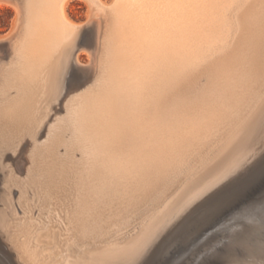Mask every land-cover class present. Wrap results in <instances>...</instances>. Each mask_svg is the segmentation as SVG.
<instances>
[{
    "label": "rangeland",
    "instance_id": "rangeland-1",
    "mask_svg": "<svg viewBox=\"0 0 264 264\" xmlns=\"http://www.w3.org/2000/svg\"><path fill=\"white\" fill-rule=\"evenodd\" d=\"M9 1H11V0H0V36L7 35V33L10 32V30L13 28V26L15 24V20L17 17H18V21L21 20L20 23H22L23 14L21 15L19 11L17 12V10H16L17 8L14 5L17 1H14V0H12L14 2H12V1L9 2ZM104 1H105V3H111L112 2V0H104ZM261 6H264V3ZM254 8L256 9V11H259V9H260L257 6H255ZM67 13H68V16L70 17V19H72V21L77 22L79 26L81 24V26H83L84 29L85 28H86V30L89 29L88 31H90L92 29V27L89 24V21L87 20L88 19V6H87L86 2H84L82 0H72L67 5ZM255 19H253L254 21L252 20V18H246V19L242 20V23H241L242 25H240V28H239L240 31L238 30L237 31L238 33L235 32L237 34H235L236 36L234 35V37H232V39H234V38L235 39L234 40L231 39V43H230L231 46L229 45V47H227V49H225L221 53L219 58L216 59L217 62H216V60L215 61L214 60L208 61L204 65H202V67H200V68H198L192 72L187 73L186 75L182 76L181 78L179 77L177 79H174L177 81L173 82L174 81L173 80V81H170L171 83L170 82L166 83L164 86H162V87H164V89L162 87H161V89L160 88L155 89L153 91V92H155V94H153V92H151V94H149V96L151 95V98H150L151 102L149 101V96L146 95L147 99H148V100L146 99V101L144 99V106H145V103H147L146 108H145L147 110L146 112L147 113L150 112V115H152V116H153V113H155L154 114L155 119L158 117L157 122H159V120L162 122V120L164 118H165L164 120L170 119L172 121V120H174V119H172V116H173V118H175V120L173 121L174 124L175 125L177 124L176 126L179 125L176 128H179L182 126V128L186 129V126H188L187 129H190L189 126H192L193 124L197 123V121H195V120L198 118L200 119L201 118L200 116H203V114H204V116L208 115L210 117L212 124H210V122L208 121L209 125H213L212 128H210L211 126L208 125L209 130L214 129L213 132H212V130H210L211 133H209L210 131L208 129H207V131L202 130L203 132L205 131V135H208L209 138L211 136H213V133L215 132V134H214L215 136H213V138L211 137L210 139L209 138L207 139L208 136L204 135L203 138L199 141V143L197 141V145L198 144L199 145L198 146L196 144H195L196 146L194 145L195 148L196 147H198V148L194 149L193 146H192L193 148L191 146H188L190 149V153H189V150L187 149L188 154H185L186 153L185 151H187L186 150L187 146L186 147L184 146L185 149H183V147H182L183 153L185 152L184 153L185 156H184V154L179 153V152H182V150L178 152L179 154L176 153V156L171 154L172 157L174 158V159L172 158V162L170 165L171 169L169 166V168L167 170V168L165 167V165L163 163H159V164H162L163 166L160 165V167H158L159 166L158 162L159 161L162 162L161 160L158 159V162H156L157 166L155 165L156 164L155 163L153 166L149 165L147 167V169H148L146 171L148 173L147 174L145 172L146 168H144L146 166L141 165L140 163L139 164L134 163L133 165L135 167L132 164H130V168H128V169H132V170H128V172L129 171L132 172V173L129 172V174H131V176H134L131 178V177H129L130 175L128 174V172H127V174L125 172L127 170L126 167H129V166H127V164L129 165V163L125 164V166L123 165L124 167L122 165H119L120 166V168H119L118 166L115 165L114 161H112V160L110 161V158L108 157L109 154L113 155V153L108 152V151L114 152L115 150L113 151L112 149H115V147H116L115 145H113L112 147H110L111 145L110 146L107 145L109 147V150H108V147L106 146L107 148L105 147V151L103 149L104 147L97 146L100 143L97 141V139L95 140V138H94L95 134L92 131L93 130L92 126L94 125L93 120L95 122L96 116H93V120L91 121L92 122L91 123L90 120H91L92 116H89L90 120H87L89 117L86 116L87 114L85 112L88 111L87 112L88 115L90 114L91 108L94 107V104L96 105L95 100H98L97 98L99 97V95H101L104 92L105 85H104L103 79H104L105 74H106L107 69H108L109 56H107V48H105L103 50L104 55L102 54V57H101L100 71H99L97 78H95V76L97 75V72H98L97 67H96L95 56L97 59V56H98L97 53L99 50V48L97 49L95 36L92 38V43L88 44L85 41L82 44V46H80V48L77 50L76 54H78V52H79L78 58H80L81 62L78 63L76 61H73L74 62L73 66L71 67L69 72L66 74V76H67L65 78L66 81L64 80V83H66V89H64V91H63L64 93L61 96V98L58 101H51L50 103H44L43 106L39 109L42 112L39 111L40 114H39V112L37 113L38 115H37L36 121L34 123L27 125V123L24 122L21 126H18L16 123H12V122L10 123L8 121L5 122L4 119H0L3 122V125L5 124L4 129H2V131L4 130L3 134H5V135L3 137H4L7 144L5 143L3 145H6V147L8 146V148L6 149L7 151H5L6 152L5 163L7 164V167L9 169L7 172H5L0 168V171H1L0 172V198H1L0 199V214L3 215L4 213L5 214L7 213L5 215L6 217L4 215L0 216V227H1L0 228V231H1L0 232V263L1 264H17V263L18 264H65L67 260L75 259L74 256L76 254H78V253L83 254L84 251H86L88 249L97 250V249L122 247L128 240H130L131 238H133L134 236H136L140 232L144 231L150 224L154 223L157 217L164 215V213L166 211H168V209L171 208V206L176 201H179L178 204L174 207V209L171 210V213L159 223L160 225L157 224L156 227H153L150 230V232L148 231L146 236L143 237V239H142L143 241H140V243H139L140 249L138 251V253H139L138 257H135L136 256L135 255L134 257L136 258V260H134L133 262H131L129 264H137V262H138V264H237L235 262L240 260L239 249L237 251V249L228 247L226 245V242L228 241L229 238H227V236H224L225 230H223L222 228H216L215 225L217 226V224H221V226L223 225V227L227 226L229 221H231L232 218H234L233 216L238 215L237 213H239V211H241L240 209L242 206H246L249 202L254 201L255 198L258 197L259 194L264 192V158H263L264 157V151H263L264 150L263 149L264 148V144H263L264 143V140H263L264 139V135H263V133H264V131H263L264 130V124H263L264 123V13L258 15V18H255ZM86 21H88V22H86ZM249 22H251V23H249ZM17 30H18V28H17ZM243 30H245V31H243ZM10 35L11 34H9V36ZM9 36H7V38L0 39V41L8 39ZM241 39H244V40L241 41ZM0 44H2V42H0ZM82 48H83V51L85 49L84 52L81 50ZM14 50H15V48H14ZM6 52L7 51H3L0 54V59L7 62V63L5 62V64L1 65V66H3V65L4 66H3V68L1 67V71L3 73V74L1 73V76H3V77L0 78V83L2 80L7 79L8 70L11 68L12 64L14 63L13 61H14L15 56H16V51H14V52H12L10 59H9L8 53H6ZM86 53L89 54V59H87ZM104 56H105V59H104ZM221 56H222V58H221ZM224 56H225V58H224ZM9 60L11 61V63ZM84 60H86V61H84ZM232 60H233V62H232ZM86 62H87V64H86ZM211 63H213V64H211ZM216 65H217V67H216ZM5 66L6 67L8 66V67L6 68ZM205 66H207L210 69V71H209V69H206L207 67L205 68ZM227 66H231V67H227ZM232 70H233V72H232ZM228 71L230 72L229 74H228ZM222 72L224 74H222ZM218 73H219V75H218ZM214 74H215V76H213ZM248 74H250V75L252 74V75L250 76ZM186 76H187V78H186ZM222 76H224V77H222ZM242 76L248 77V78H243ZM183 77H184V79H183ZM212 78H215V79H212ZM215 81L217 82V84ZM239 82H240V84H239ZM219 83H221V84H219ZM72 84H77V85L71 89V88H69V85H72ZM88 85L93 88L92 93L94 92L93 94H95V96L92 99L90 97L89 101L83 102L85 100H83L82 98L80 100L76 94L80 93L83 89H86L87 87H89ZM227 85H229V86H227ZM239 85H240V87H238ZM235 86H236V89H234ZM162 89H163V91H162ZM230 89H232V90H230ZM243 90H245V92ZM231 91H233V92H231ZM235 92H236V94H235ZM9 93L11 95H14L16 93V91L10 90ZM98 93H100V94H98ZM160 93H162V94H160ZM241 93H242V95H241ZM157 94L158 95L160 94L161 96L160 95L158 96ZM73 95H74V99L72 100V103L65 110L64 108H65V104H66L67 100L70 97H72ZM75 95H76V97H75ZM239 95H240V97H239ZM95 97H96V99H95ZM239 98H240V100H239ZM3 99H5L4 96H0V104L2 103V101H4ZM151 99H154V100H151ZM159 99H161V100H159ZM158 100H159V102H158ZM90 101L91 102L95 101V103L91 104ZM126 101H127V99H126ZM147 101H149V102H147ZM178 101H181V102H178ZM54 102H56V103L54 104ZM64 102H65V104H63ZM218 102H220V103L218 104ZM225 103H227V105ZM176 104L178 105V107ZM207 104H210V105H207ZM215 104H217V105H215ZM211 105H213V107H215L216 110ZM147 106L150 108H148ZM155 106L156 107L158 106V107L156 108ZM201 106H203V107H201ZM206 106H209V107H207L208 109L210 107H212L213 109L210 108L209 110L211 112L213 110L214 114L213 113L207 114L210 111H207L208 109L206 108ZM219 107L221 108V110H223V108L225 109L227 107L226 112L220 111ZM229 107H231V108H229ZM234 107H236V108H234ZM168 108H171V109H169V111H168L167 110ZM192 108H194V109L192 110ZM46 109H48V110H46ZM50 109L52 112L50 111ZM79 109H81V111ZM153 109H155L156 111L154 110L155 112H152ZM198 109H200V111ZM157 110H158V112H157ZM201 110H203V111H201ZM232 110H235V111H232ZM43 111H44V114H43ZM77 111H79V112H77ZM170 111L173 113V114H171V116L169 114V113H171ZM216 111H218V113ZM47 112L50 115H48ZM231 112H232V115H231ZM82 113L84 114L83 117H82ZM186 113H187V115H186ZM221 113H223V114H221ZM55 115H57L58 117ZM76 115H77V117H76ZM182 115H183V118H182ZM184 115H186L185 119L187 120V122H185L186 120L184 119ZM189 115H190V117H189ZM192 115H193V117H192ZM212 115L213 116L215 115L213 117V120L211 119ZM54 116L57 117L58 119L59 118L60 119L58 122L57 130L53 133L54 134L58 133L59 137H61L60 139L62 140V143L65 142L63 144L59 143L58 149L56 151V154L57 153L58 154L56 156H59V155L62 156V154L64 156V152H66L68 154L70 151L72 153L71 154L72 161H74V163H73L74 166L70 169L67 168L68 162L66 160H63L60 157H59L60 159L56 158V157L53 159L52 156H54V153H51L49 148H42L41 150H39V152H40V153L38 152L39 154L36 153V155H34L33 149L35 151L37 150L35 145L39 144V143L43 144L47 140V135H48V134L46 135L45 133H49L48 131L50 130V128H52L51 126L57 123L58 119L57 118L55 119ZM162 116H163V119H162ZM176 116L179 120L181 118L182 123L178 119L176 121ZM196 116L198 118H196ZM218 116H220V117L224 116L225 119H223V118L221 119ZM159 117H160V119H159ZM169 117H171V118H169ZM186 117H189V118L187 119ZM191 117L194 120H191ZM227 117H229V118H227ZM82 118H84V119H82ZM218 118H220L219 123H222L221 127H220V124H219V126H218V124H216V123H218V121L216 122V120H218ZM77 119H78V121H76ZM80 119L83 121H81ZM182 119H184V120H182ZM214 119H215V121H214ZM234 119H236V120H234ZM238 119H239V121H238ZM85 120H87V121H85ZM189 120L192 123H193V121H195V122L193 124L191 123V125H190ZM52 121H54V122H52ZM88 121L90 124L88 123ZM213 121L216 122L215 125L217 128H215ZM240 121H241V123H240ZM85 122L88 123L89 125L88 124L86 125ZM183 122H184V124H183ZM223 122H225L224 123L225 125L223 124ZM48 123H51V125ZM180 123H181V125H180ZM186 123L189 125H187ZM228 124H230V125H228ZM233 124H234V126H233ZM244 124H251V130L246 137L245 143L237 150V152H235L233 155H231L229 148L235 142V140L238 139L239 135L236 139L231 141L230 145L227 146V144L229 142L228 140H231L229 137H231ZM66 126L69 128L66 129L65 128ZM47 127L49 128L48 131L46 130ZM89 127H90V129H92L91 132L94 135V136L92 135L93 137L91 136L90 140L87 139L88 137L86 136L87 133L90 132V130L87 129V133H85L86 132L85 128H89ZM223 127H225V129H223ZM82 128H83V130H82ZM221 128H222V131H220ZM233 128H234V130H232ZM15 129H16V131H15ZM187 129L186 130L183 129V131H188ZM217 129L220 132L219 131L217 132ZM0 131H1V129H0ZM38 134H39V136H38ZM216 134L219 136L217 137ZM35 135L38 136L39 141L38 140L35 141V139H34L36 137ZM90 135H91V133H90ZM25 136H26V138H25ZM135 136L136 135H134V137L133 136L132 137L134 139H136L138 137L136 139V140H138L139 136L140 137L142 136V138H143L145 136V134L141 133V134L137 135L136 137ZM261 136H262V138H261ZM7 137L9 140L7 139ZM125 137L121 140L130 138L129 136L127 138H125ZM204 137L206 139H204ZM215 137H217V138H215ZM223 137H224V139H223ZM258 137L261 139H259ZM32 138L34 141L32 140ZM221 138L223 140H221ZM50 139H54V136L50 137ZM12 140L13 141L15 140L14 141L15 143H13ZM202 140H204V141L202 142ZM1 141H2V139H1ZM17 141H18V144H17ZM32 141L34 142L35 145L33 144ZM125 141H126V143H125ZM129 141L130 140L122 141L121 142V148H124L127 150L129 147V143L131 142V141L130 142ZM217 141L220 143H218ZM205 142H207L205 144L206 146L209 145L208 147H206L203 144ZM213 143H214V145L216 144V147L214 145H212L213 147L210 146ZM13 144L15 147H12ZM200 144H201V146H200ZM262 144H263V146H262ZM202 145H204V146H202ZM199 147L202 150H200ZM223 147H225V150L223 149ZM246 147H247V150H246L247 153L244 150V149H246ZM15 148H16V151L13 152V150H15ZM9 149H10V152H9ZM208 149H209V151L207 153ZM248 149H249V151H248ZM259 149L261 150V152H259L260 151ZM99 150H101V151L99 152ZM194 150H195V152H194ZM255 150L258 154L255 152ZM191 151H193L194 154ZM104 152L106 154L108 153L107 155L105 154L107 158L105 157V155H103ZM196 152H199L200 155ZM248 152L249 153L251 152V153L249 154ZM95 153H96V155H95ZM97 153L99 155L102 154V156H100V158H99ZM245 153H246V156H245ZM27 154H29L31 156H28ZM253 154H255L254 158L252 157ZM33 155H34V157H32ZM112 155H110V156H112ZM177 155H179V156L177 157ZM180 155H183L185 157V159ZM186 155H188V156L186 157ZM220 155L223 157H221ZM241 155H243L245 157L243 158V156H241ZM249 155L251 157H249ZM236 156H239V157H236ZM28 157L31 159L30 160L31 162L29 161ZM97 157L99 158L98 160H97ZM198 157H200V159H197ZM104 158H105V161H104ZM176 158H178L179 161ZM201 158L203 159V161L205 159L206 160L203 162ZM233 158H234V160H233ZM236 158H238V160H235ZM240 158H241V160H240ZM35 159H36V161H35ZM107 159L109 160L108 164L106 163ZM96 160H97V162H96ZM176 160L179 163L174 162ZM191 160H193L194 163ZM198 160H200V161H198ZM231 161H232V164L230 163ZM236 161L237 162L239 161L240 163L239 162L237 163ZM36 162H37V164H35ZM180 162H181V164H180ZM30 163H31V167H30ZM173 163L175 164V166H174L175 168H172L174 165ZM201 163L204 165H202ZM220 163H223V164L219 167L216 166ZM235 163H237V164H235ZM27 164H29V165H27ZM102 164H105L106 167H104V165L102 166ZM116 164H118V163H116ZM135 164H137V167L138 166L139 167L137 168ZM227 164H229V165L231 164V165L227 167ZM108 165H111V166H108ZM131 165H132V167H131ZM178 165H179V168H178ZM183 165H184V167H183ZM28 166L30 167L29 170L27 169ZM107 166H108V168H107ZM235 166H237V167H235ZM10 167H12L14 170ZM111 167H112V169H111ZM117 167L119 169H117ZM121 167L124 168L122 171V173H124V174H122V175L126 176V177H123V176L120 177L119 176V175H121V170H120V169H122ZM152 167L154 168V170ZM155 167H158V168L155 169ZM62 168H64V169H62ZM101 168H103V169H101ZM105 168H106V170H105ZM139 168H140V170H136ZM162 168H163V170L165 169L164 174L162 173L163 171H161ZM10 169H12L13 171ZM31 169H33V170L31 171ZM157 169L159 172L155 171ZM224 169H225V171H224ZM228 169H229V172L227 173L226 171H228ZM112 170H113V173H112ZM117 170H120L118 175L116 172ZM255 170H256V172H255ZM27 171H29V172H27ZM137 171L138 172L141 171L140 174ZM166 171H168L169 173H166ZM170 171H174V174H173V172L171 173ZM178 171H179V173H178ZM222 171H223L224 175L222 174ZM11 172L12 173L15 172V176H14V174H11ZM114 172H115V176L117 175L116 176L117 179H115V177L113 175ZM135 172H137L136 174H138L139 176L136 175ZM28 173H30V174H28ZM107 173L110 175V177H108ZM141 173L143 174L142 177L140 176ZM144 173H146V174H144ZM152 173H154V174H152ZM209 173H211V174H209ZM2 174L5 176H3ZM10 174H11V176H10ZM17 174L19 176H21L23 180ZM151 174L153 175L152 177L150 176ZM156 174H157V177L154 176ZM217 174L220 176L223 175V177L221 176L222 179L221 178L219 179V176ZM6 175H7V177H6ZM12 175L14 176V178ZM33 175H35V176H33ZM206 175H208V176H206ZM213 175H215V176H213ZM143 176L145 178H143ZM164 176L166 178H164ZM216 176H217L216 179L212 178V177H216ZM203 177H205V178H203ZM126 178H127V180H126ZM133 178H135V179L137 178V179L135 180ZM142 178H143V180L144 179L145 180L143 181ZM147 178H149V180ZM153 178L158 179V180H152ZM13 179L15 181L19 179L20 182L19 181L15 182V181H13ZM87 179H88V181H87ZM130 179L131 180L133 179L132 180L133 182H131ZM201 179H203V180H201ZM218 180H219V183H218ZM149 181H151V182H149ZM206 181L210 183L209 185L207 183L208 186H211L210 188H208V186L206 188V184H205V186H202V185H204V183ZM215 181H217V182L215 183ZM140 182L141 183L144 182V183H142L144 185V187H145V185H147L146 186L147 188L146 187L143 188L144 192H142V186L143 185ZM145 182H148L149 185ZM197 182H199V183L196 186L190 187L191 185H193V183L196 184ZM132 183L134 185H132ZM100 184H102L101 187H100ZM119 184H120V186H119ZM13 185H15V186H13ZM25 185H28V186L25 187ZM109 185H111V186H109ZM1 186H2V188H1ZM123 186L125 187L124 189H123ZM130 186H132V188ZM179 186H180V188H179ZM12 187H14V188H12ZM126 187H128V188H126ZM134 187H137V188H134ZM198 187H199V189H198ZM203 188H204V190H203ZM98 189H99V191H98ZM196 189H198V190H196ZM123 190H124V192H123ZM136 190H137V193H134V192H136ZM195 190H196V192L198 191L197 193H200L199 195H201V196L197 195V193L194 192ZM10 191H11V194L13 196H11ZM114 192H116V193H114ZM192 192H194V193H192ZM6 194H7V196H6ZM122 194L124 195V197ZM126 194H128V196ZM190 194H191V196L194 194V196L190 197ZM2 195H3V197H2ZM188 195H189V197H188ZM195 195H197L196 198H195ZM8 197H9V200H12V202L10 201L9 204L7 202ZM17 197H18V199H17ZM190 198H192V201ZM187 199L190 201H188ZM221 200H222V202H221ZM165 201H166V203H165ZM193 201H194V203H193ZM187 202H190L191 204L190 205H189V203L185 204ZM5 203H7V205ZM163 203H164L165 207H164ZM10 204L13 206H11ZM181 204L183 207H181ZM5 207H7V208H5ZM182 208L185 210V212H184V210L181 211ZM5 209H6V211H5ZM157 209L160 211H158ZM175 211L177 214L175 213ZM179 211H180V213H179ZM219 211H221V212H219ZM173 213L176 214V217L173 216L174 215ZM8 215H10V216H8ZM14 215L16 218H12V217H14ZM169 216H171V217L169 218ZM9 217L12 218V220ZM210 217H211V220H208V218H210ZM90 220H91V222H90ZM10 221H14V222L11 223ZM167 221H168V224H167ZM170 221H171V223H169ZM87 222H90V223H87ZM212 222H214V224H211L212 226L208 228V230H209L208 234L204 237V239L197 241V242H199L198 246L200 249L198 247H196L195 252L194 253L191 252L192 247H193L192 245L194 242L192 243L190 241H193L194 238L197 237L198 230L200 229V227H202V225L204 226V224L206 223L205 225L209 226L210 223H212ZM160 229H162V230H160ZM252 229H254V228H252ZM218 231H220V232H218ZM252 231H254L255 233H259V237L262 239L261 244H263V246H264V228H255ZM222 233H223V235H222ZM151 235H152V237H151ZM125 236H126V238H125ZM154 236H156V237H154ZM4 238H5V240H4ZM173 240H174V242H173ZM123 242H125V243H123ZM114 243H116V244H114ZM23 245H24V247H27V249L24 248ZM211 247H213V248H211ZM222 247L224 249H227V251L224 250ZM197 248H198V250H197ZM204 249H206V250H204ZM233 249L235 250L236 253L233 251ZM27 250H29V251H27ZM218 250H220V251H218ZM229 250H231L233 253H231ZM201 253H202V255H201ZM227 253H229L228 254L229 256L227 255ZM261 253L264 254V252H261ZM31 254L34 256H31ZM224 254L227 256L225 257ZM134 257H132V258H134ZM16 258L18 259V261L16 260ZM243 262L244 261H242L240 263H242V264L247 263V262H244V263ZM80 264H85L84 260L81 259ZM94 264H97V263H94ZM238 264H239V262H238Z\"/></svg>",
    "mask_w": 264,
    "mask_h": 264
},
{
    "label": "bare ground",
    "instance_id": "bare-ground-1",
    "mask_svg": "<svg viewBox=\"0 0 264 264\" xmlns=\"http://www.w3.org/2000/svg\"><path fill=\"white\" fill-rule=\"evenodd\" d=\"M11 1H9V2H11ZM14 1H17L14 5L17 8L16 9L17 12L19 11L21 15L23 14V18H22V23H20L21 20L18 21V17H17L15 20V24H14L13 28L10 30V32L7 33V35L0 36V39H2V38H7V36H9V34H11L8 37V39L0 41V42H2V44H0V54L3 51H7L6 53H8V56L10 59L12 52L16 51V56H15V59L13 61L14 63L12 64V66L10 65L11 68L8 70V73H7V79L2 80L0 83V96H4V98H5V99H3L4 101H2V103L0 104V119H4L5 122L8 121L10 123L11 122L16 123L18 126H21L24 122H26L27 125L34 123L36 121V117L38 115L37 113L39 111L42 112L39 109L43 106L44 103H50L51 101H58L61 98V96L64 93L63 92L64 89H66V83H64V80L67 77L66 74L69 72V70L71 69V67L74 64L73 61H76L78 63L81 62L80 58H78L79 52H78V54H76L77 50L80 48V46H82V44L85 41L88 44L92 43V38L95 36L97 49L99 48L98 53L96 52L98 55L97 59L95 56L96 67L98 70L95 78H97V76L99 74L100 65H101V57L103 54V50L105 48H107V56H109V61H108V69H107V72H106L105 77L103 79V82L105 85L104 92L101 95H99V97L97 98L98 100H95L96 105L94 104V107L91 108V112L89 111L90 114L88 115L87 110H86L87 112H85L87 114L86 116H88V117L92 116L91 120H90V117L87 119V120H90V122L93 120V116H96L95 122L93 120V123H94V125L92 126L93 130L90 129V127L85 128L86 129L85 133H87V129L90 130V132L87 133V135H86L88 137L87 139L90 140L91 136L93 135L91 132V130H92L93 133L95 134V136L93 135L95 140L97 139V141L100 143V144L98 143L99 145H97V146L104 147L103 148L104 151H105V147L107 145L108 146L111 145L110 147L115 145L116 146V147L114 146L115 149H112L113 151L115 150L114 152L108 151V152L113 153V155L109 154L108 157L110 158V161L111 160L114 161L115 165L118 166L119 168H120L119 165L125 166V164L129 163V165L127 164V166H129V167H126L127 168V170L125 171L126 174H127L128 170H132V169H128V168H130V164L133 165L134 163H137V164L140 163L141 165L146 166V167L143 166L144 168H146V170L144 169L146 172L148 170L147 167L149 165L153 166L156 162H158V159L162 161V162H160V161L158 162V165H159L158 167H160V165H162L159 163H163L168 170V168L172 162V158H173L172 155L176 156V153L181 151L182 147H183V149H185L184 146L185 147L187 146L186 150L188 149L189 153H190V149L188 146L194 147L195 144L197 145V141L199 143V141L205 135V131H207V129L209 130L208 127L211 126L210 128H212L213 125H209V122H210V124H212L210 117L208 115L204 116V114H203V116H200L201 117L200 119L196 116V118H198V119L195 120V121H197V123H195V124H193L195 121H193V123H192L189 120L190 125H191V123L193 125L189 126L190 129H187L188 126H186V129L188 131H183V129L184 130H186V129L182 128V126L179 127L180 129L176 128L179 125L176 126L177 124L176 125L174 124L173 121L175 120V118H173V116H172V119H174V120H172V121L169 119L171 117L168 118L169 120H164L165 118L163 119V116H162V119L164 121L161 119L162 122L160 120H159V122H157L158 117L155 119V115H154L155 113H153V116H152V115H150V112L149 113L146 112L147 110L145 108H146L147 103H145V106H144V99L146 101L147 96H149V94H151V92H153L157 88L161 89V87L164 86L166 83L173 81L174 79H177L179 77L181 78L182 76L186 75L187 73L192 72V71L202 67V65H204L208 61H211V60L215 61L216 59H218L219 56L221 55V53L225 49H227V47H229V45L231 46V44H230L231 39H232V37H234L235 34L238 33L237 32L238 30L240 31L239 28H240V25H242L241 24L242 20H244L246 18H252V20H253L255 18H258V15L264 13V6H261L264 3V0H112L111 3H105L104 0H82V1L86 2L87 6H88V19L87 20L89 21V24L92 27V29L90 31H88L89 29L88 30H86V28L84 29V27L81 26V24L79 26L77 22L72 21V19H70V17L68 16L67 5L72 0H14ZM14 1H12V2H14ZM254 5L260 8L259 11H256V9L254 8L255 7ZM88 21H86V22H88ZM249 23H251V22H249ZM17 28H18V30H17ZM243 31H245V30H243ZM235 32H237V33H235ZM234 39H232V40H234ZM243 40L244 39H241V41H243ZM14 48H15V50H14ZM81 50L83 51V48ZM84 51H85V49H84ZM221 58H222V56H221ZM224 58H225V56H224ZM87 59H89V54H87ZM104 59H105V56H104ZM84 61H86V60H84ZM5 62L6 61H3L2 59H0V78L3 77V76H1V73H2L1 67L3 68V66H4V65L3 66H1V65L5 64ZM216 62H217V60H216ZM232 62H233V60H232ZM10 63H11V61H10ZM86 64H87V62H86ZM211 64H213V63H211ZM217 65H216V67H217ZM206 67L207 66H205V68ZM227 67H231V66H227ZM206 69H209V68L207 67ZM209 71H210V69H209ZM229 71H228V74L230 73ZM232 72H233V70H232ZM222 74H224V73L222 72ZM218 75H219V73H218ZM248 75H250V74H248ZM213 76H215V74ZM222 77H224V76H222ZM186 78H187V76H186ZM243 78H248V77H243ZM183 79H184V77H183ZM212 79H215V78H212ZM175 81H177V80H174L173 82H175ZM216 84H217V82H216ZM219 84H221V83H219ZM239 84H240V82H239ZM76 85L77 84L69 85V88L72 89ZM227 86H229V85H227ZM238 87H240V85ZM162 88L164 89V87H162ZM163 89H162V91H163ZM234 89H236V86ZM10 90H15L16 93L14 95H11L10 94L11 92L9 93ZM92 90H93V88L91 86H89L86 89H83L80 93H77L76 95L79 97L80 100L82 98L83 100H85L83 102H86V101H89L90 97H91V99L94 98L95 94H93L94 92L92 93ZM230 90H232V89H230ZM243 91L245 92V90H243ZM231 92H233V91H231ZM98 94H100V93H98ZM153 94H155V92H153ZM160 94H162V93H160ZM235 94H236V92H235ZM76 95H75V97H76ZM241 95H242V93H241ZM239 97H240V95H239ZM150 98H151V95L149 96V101H150ZM73 99H74V95L67 100L66 104H65V102L63 103V104H65V108H64L65 110L70 106ZM95 99H96V97H95ZM126 99L128 102L126 101ZM154 99H151V100H154ZM159 100H161V99H159ZM159 100H158V102H159ZM239 100H240V98H239ZM95 101L94 102L90 101V102L92 104V103H95ZM149 101H147V102H149ZM178 102H181V101H178ZM55 103L56 102H54V104ZM219 103L220 102H218V104ZM210 104H207V105H210ZM225 104L227 105V103H225ZM215 105H217V104H215ZM211 106L213 107V105H211ZM177 107H178V105H177ZM201 107H203V106H201ZM207 107H209V106H206V108ZM212 107H210V108L215 109V107H213V108ZM148 108H150V107H148ZM226 108L225 109L223 108V110H221V108H220V111L226 112V110H227ZM229 108H231V107H229ZM234 108H236V107H234ZM169 109H171V108H168L167 110L169 111ZM193 109L194 108H192V110ZM209 109L207 111H210ZM46 110H48V109H46ZM79 110L81 111V109H79ZM154 110L155 109H153L152 112L156 111V110L155 111ZM198 110L200 111V109H198ZM50 111H51V109H50ZM201 111H203V110H201ZM232 111H235V110H232ZM40 112H39V114H40ZM77 112H79V111H77ZM157 112H158V110H157ZM216 112L218 113V111H216ZM83 113H82V117L84 115ZM209 113H213V110H212V112L210 111L207 114H209ZM43 114H44V111H43ZM47 114H48V112H47ZM169 114L171 116V114H173V113L171 112ZM221 114H223V113H221ZM48 115H50V114H48ZM186 115H187V113H186ZM186 115H184V119H185ZM190 115H189V117H190ZM193 115H192V117H193ZM231 115H232V112H231ZM55 116H57V115H55ZM214 116L212 115V118H211L212 120H213ZM57 117H55V119ZM76 117H77V115H76ZM189 117H186V118L188 119ZM192 117H191V120H194V119H192ZM218 117H220V116H218ZM182 118H183V115H182ZM220 118L225 119L224 116H222ZM220 118H218V120H216V122L218 121V123L214 122L215 121V119H214L213 123H214L215 128H217L215 123L218 124V126L220 124V127L222 126L221 125L222 123H219ZM227 118H229V117H227ZM59 119L57 120L56 124L51 126L52 128H50L49 131H48L49 128L47 127L46 130L49 133H45L46 135L47 134L48 135H47V140L43 144L39 143V144L35 145L33 142L34 140L32 138V140H33L32 142L36 146V149H37L36 151L33 149V151H34V155H36V153H38L39 150H41L42 148H49L50 152L54 153V156H52L53 159L55 157L56 158L60 157L61 159L66 160L68 162V165L66 164L67 168L70 169L74 166V164H73L74 161H72V158H71L72 153L70 151L68 154L66 152H64V156H63V154H62V156H60V155L56 156L58 154V153L56 154V151L58 149L59 143H61V144L65 143V142L62 143V140L60 139L61 137H59L58 133L57 134L53 133L57 130ZM82 119H84V118H82ZM159 119H160V117H159ZM177 119L178 118L176 116V121H177ZM184 119H182V120H184ZM87 120H85V121H87ZM234 120H236V119H234ZM54 121H52V122H54ZM76 121H78V119ZM81 121H83V120H81ZM179 121L181 122V118ZM238 121H239V119H238ZM185 122H187V120ZM51 123H48V124L51 125ZM88 123H89V121H88ZM88 123H86V125ZM181 123H180V125H181ZM224 123L225 122H223V124ZM240 123H241V121H240ZM183 124H184V122H183ZM234 124H233V126H234ZM4 125H3V122L0 120V129H1V131H0V168L3 171L7 172L9 169L7 167V164L5 163V157H6L5 151H7L6 149L8 148V146L6 147V145H3L6 143V141L3 137L5 135V134H3L4 130L2 131V129H4ZM187 125H189V124H187ZM228 125H230V124H228ZM225 127H223V129H225ZM65 128L67 129L69 127L66 126ZM82 130H83V128H82ZM202 130H205V131L203 132ZM210 130H212V132L214 131V129H210ZM232 130H234V128ZM250 130H251V124H244L242 127H240L234 133L235 135L233 134L231 137H229L231 140H228L229 142H228L227 146L230 145L231 141L236 139L239 135L238 139L235 140V142L229 148L231 155H233L235 152H237V150L245 143L246 137H247L248 133L250 132ZM15 131H16V129H15ZM218 131L219 130L217 129V132ZM220 131H222V128ZM90 133H91V135H90ZM141 133L145 134V136L143 138H142V136L141 137L139 136L138 140H136L138 137L136 139L133 138L134 135L137 136ZM209 133H211V131ZM214 134H215V132L213 133V136H215ZM263 135H264V133H263ZM35 136H36L34 138L35 141H37V140L39 141V139H38L39 134H38V136L37 135H35ZM52 136H54V139H50V137H52ZM128 136L130 138H127ZM205 136H208V135H205ZM213 136H211V137L213 138ZM218 136L219 135H217V137ZM124 137L127 138L124 140H130L131 141V142L129 141L130 143L128 142L129 147L127 150L124 148H121V142L124 141L121 139H123ZM217 137H215V138H217ZM25 138H26V136H25ZM208 138H209V136L207 137V139ZM261 138H262V136H261ZM261 138H259V139H261ZM1 139H2V141H1ZM7 139H8V137H7ZM204 139H206V138L204 137ZM223 139H224V137H223ZM223 139L221 138V140H223ZM14 141H13V143H15ZM18 141H17V144H18ZM203 141L204 140H202V142ZM220 142H218V143H220ZM125 143H126V141H125ZM206 143L207 142H205L203 144L205 145ZM263 144H262V146H263ZM204 145H202V146H204ZM212 145H214V143L211 144L210 146L213 147ZM200 146H201V144H200ZM208 146H206V147H208ZM214 146L216 147V144ZM12 147H15L14 144ZM196 148H198V147H196ZM196 148L194 147V149H196ZM223 149L225 150V147H223ZM249 149H248V151H249ZM101 150H99V152ZM108 150H109V147H108ZM188 150L185 151L186 153L185 152L184 153L188 154ZM200 150H202V149L200 148ZM244 150L246 152L247 147ZM15 151H16V148H15V150H13V152H15ZM208 151H209V149L207 150V153H208ZM9 152H10V149H9ZM191 152L193 153V151H191ZM194 152H195V150H194ZM255 152H256V150H255ZM259 152H261V150ZM179 153L184 154L183 150H182V152H179ZM196 153L199 154V152H196ZM246 153H245V156H246ZM105 154L106 153L104 152L103 155H105ZM185 154H184V156H185ZM27 155L31 156L29 154H27ZM34 155L32 157H34ZM95 155H96V153H95ZM97 155L99 156V158H100V156H102V154L99 155L98 153H97ZM106 155H105V157H106ZM110 155H112V156H110ZM254 155L255 154H253V156H252L253 158L255 157ZM178 156L179 155H177V157ZM180 156H182L185 159V157L183 155H180ZM187 156L188 155H186V157ZM241 156H243V155H241ZM245 156H243V158ZM221 157H223V156H221ZM236 157H239V156H236ZM249 157H251V156L249 155ZM99 158L97 157V160ZM28 159H29V161L31 160L29 157H28ZM176 159H178V158H176ZM197 159H200V157H198ZM97 160H96V162H97ZM233 160H234V158H233ZM235 160H238V158H236ZM240 160H241V158H240ZM35 161H36V159H35ZM104 161H105V158H104ZM178 161H179V159H178ZM178 161L176 160L174 162H178ZM191 161H193V160H191ZM198 161H200V160H198ZM202 161H203V159H202ZM232 161L230 162L231 164H232ZM37 162L35 164H37ZM181 162H180V164H181ZM106 163L107 164L109 163L108 159H107ZM116 163H118V164H116ZM193 163H194V161H193ZM223 163H220L216 166L219 167ZM237 163H235V164H237ZM137 164H135L136 167H137ZM27 165H29V164H27ZM103 165H104V167H106L105 164H102V166ZM132 165H131V167H132ZM155 165L157 166V163ZM202 165H204V164H202ZM230 165L227 164V167ZM108 166H111V165H108ZM108 166H107V168H108ZM174 166H175V164L173 165L172 168H175ZM12 167H10V168H12ZM30 167H31V163H30ZM30 167L28 166L27 169L29 170ZM118 167H117V169H119ZM158 167H155V169ZM183 167H184V165H183ZM235 167H237V166H235ZM140 168L136 169V170H140ZM178 168H179V165H178ZM12 169H10V170H12ZM62 169H64V168H62ZM101 169H103V168H101ZM111 169H112V167H111ZM123 169L124 168L120 169L121 170V175H119L120 177L123 176L122 174H124V173H122ZM170 169H171V166H170ZM32 170L33 169H31V171ZM105 170H106V168H105ZM120 170L116 171L117 175H118ZM153 170H154V168H153ZM164 170H163V168L161 170V171H163L162 172L163 174L165 172ZM155 171H158V169ZM224 171H225V169H224ZM27 172H29V171H27ZM129 172H128V174H129ZM137 172H135V174ZM140 172H138V173L140 174ZM170 172L171 173L173 172V174H174V171H170ZM226 172L228 173L229 169ZM255 172H256V170H255ZM112 173H113V170H112ZM130 173H132V172H130ZM146 173H144V174H146ZM166 173H169V172L166 171ZM178 173H179V171H178ZM11 174H14V176H15V172L14 173L11 172ZM11 174H10V176H11ZM28 174H30V173H28ZM152 174H154V173H152ZM152 174L150 175L151 177L153 176ZM209 174H211V173H209ZM222 174H223V171H222ZM7 175H6V177H7ZM113 175H114L115 179H117L116 178L117 175L115 176V172ZM129 175L128 176L131 178L134 177V176H131V174H129ZM136 175H138V174H136ZM142 175L143 174L141 173L140 176L142 177ZM208 175H206V176H208ZM223 175H221V176L223 177ZM3 176H5V175H3ZM14 176H13V178H14ZM33 176H35V175H33ZM154 176L157 177V174ZM213 176H215V175H213ZM218 176H219V179L220 178L222 179V177L220 175H218ZM19 177H21V176H19ZM108 177H110L109 174H108ZM123 177H126V176H123ZM205 177H203V178H205ZM143 178H145V177L143 176ZM143 178H142V180H143ZM154 178L152 180H158V179H154ZM164 178H166V177L164 176ZM212 178L216 179L217 176L212 177ZM19 179L16 181H19ZM21 179H22V177H21ZM133 179H135V178H133ZM147 179L149 180V178H147ZM126 180H127V178H126ZM132 180H131V182H133ZM201 180H203V179H201ZM13 181H15V180L13 179ZM87 181H88V179H87ZM149 182H151V181H149ZM199 182H197L196 184L193 183V185H191L190 187L196 186ZM216 182L217 181H215V183ZM142 183H144V182H142ZM145 183L148 184V182H145ZM207 183H208V185L210 184L209 182L206 181L204 183V185H202V186H205V184H206V188H207V186H208ZM218 183H219V180H218ZM101 185L102 184H100V187H101ZM132 185H134V184L132 183ZM13 186H15V185H13ZM26 186H28V185H25V187ZM109 186H111V185H109ZM119 186H120V184H119ZM124 186H123V189L125 188ZM146 186L147 185H145V187ZM130 187L132 188V186H130ZM145 187H144V185L142 186V192H144L143 188H145ZM210 187L211 186H208V188H210ZM1 188H2V186H1ZM12 188H14V187H12ZM126 188H128V187H126ZM134 188H137V187H134ZM179 188H180V186H179ZM198 189H199V187H198ZM198 189H196V190H198ZM196 190L194 192H196ZM203 190H204V188H203ZM11 191H10V194H11ZM98 191H99V189H98ZM123 192H124V190H123ZM194 192H192V193H194ZM114 193H116V192H114ZM134 193H137V190ZM199 194L200 193H197V195H199ZM126 195L128 196V194H126ZM197 195H195V198ZM6 196H7V194H6ZM11 196H13V195L11 194ZM193 196H194V194L192 196L190 194V197H193ZM199 196H201V195H199ZM2 197H3V195H2ZM123 197H124V195H123ZM188 197H189V195H188ZM7 199H8V201H7L8 204L10 201L12 202V200H9V197ZM17 199H18V197H17ZM190 199L192 201V198H190ZM188 201H190V200H188ZM176 202L171 206V208L168 209V211H166L164 213V215L157 217L155 222L150 224L144 231L140 232L139 234H137L136 236H134L133 238L128 240L126 243L123 242L125 244L122 247L97 249V250L88 249V250L84 251L83 254L78 253L75 256L73 255L75 257V259L67 260L65 264H80L81 259L84 260L85 264H94V263H97V264H129V263L133 262L134 260H136L135 257H138V255H139L138 251L140 249V244H139L140 241H143L142 239L144 236H146L148 231L150 232V230L153 227H156L157 224H159L163 219H165L171 213V210L174 209V207L178 204L179 201H176ZM221 202H222V200H221ZM165 203H166V201H165ZM188 203H189V205L191 204L190 202H187L185 204H188ZM193 203H194V201H193ZM5 204L7 205V203H5ZM13 205H11V206H13ZM163 205H164V203H163ZM7 207H5V208H7ZM164 207H165V205H164ZM181 207H183L182 204H181ZM183 210L184 209L182 208L181 211H183ZM240 210L241 211H239V213H237L238 215L233 216L234 218H232V220L229 221L227 226L223 227V225L221 226V224H217V226L215 225V227L216 228H222L223 230H225L224 236H227V238H229L228 241L226 242V245L228 247L237 249V251L239 249L240 260L236 261L235 263L238 264V262H239V264H242L240 262L244 261V262H247L248 264H260L261 259L264 258V254L261 253V252H264V246H263V244H261L262 239L259 237V233H255L252 230H254L255 228H264V192L259 194L258 197H256L254 201L249 202L246 206H242ZM5 211H6V209H5ZM158 211H160V210H158ZM176 211H175V213H176ZM184 212H185V210H184ZM219 212H221V211H219ZM175 213H173L174 214L173 216L176 217L177 213L176 214ZM179 213H180V211H179ZM6 214L4 213L3 215L5 216ZM1 215L2 214H0V216ZM8 216H10V215H8ZM170 217L171 216H169V218ZM12 218H16L15 215ZM12 218H10V219L12 220ZM208 220H211V217L208 218ZM14 221H10V222L12 223ZM168 221H167V224H168ZM90 222H91V220H90ZM90 222H87V223H90ZM169 223H171V221ZM205 224H204V226L202 225V227H200V229L198 230L197 237H195L196 239L194 238L193 241H190L192 243L194 242L192 245L193 247H192V251H191L193 253L195 252L196 247L199 248V246H198L199 242H197V241L204 239V237L209 232L208 228L211 227L212 226L211 224H214V222L210 223L209 226H207ZM252 228H254V229H252ZM160 230H162V229H160ZM218 232H220V231H218ZM222 235H223V233H222ZM151 237H152V235H151ZM154 237H156V236H154ZM125 238H126V236H125ZM4 240H5V238H4ZM173 242H174V240H173ZM114 244H116V243H114ZM23 247H24V245H23ZM24 248L27 249V247H24ZM198 248H197V250H198ZM211 248H213V247H211ZM206 249H204V250H206ZM234 249H233V251L235 252ZM224 250L227 251V249H224ZM27 251H29V250H27ZM218 251H220V250H218ZM229 251L231 253H233L231 250H229ZM229 253H227V255ZM201 255H202V253H201ZM227 255H225V257ZM31 256H34V255L31 254ZM132 257H134V258H132ZM16 260L18 261L17 258H16ZM137 264H138V262H137Z\"/></svg>",
    "mask_w": 264,
    "mask_h": 264
},
{
    "label": "snow or ice",
    "instance_id": "snow-or-ice-1",
    "mask_svg": "<svg viewBox=\"0 0 264 264\" xmlns=\"http://www.w3.org/2000/svg\"><path fill=\"white\" fill-rule=\"evenodd\" d=\"M260 264H264V258L261 259Z\"/></svg>",
    "mask_w": 264,
    "mask_h": 264
}]
</instances>
